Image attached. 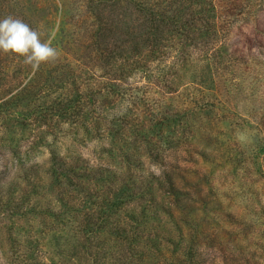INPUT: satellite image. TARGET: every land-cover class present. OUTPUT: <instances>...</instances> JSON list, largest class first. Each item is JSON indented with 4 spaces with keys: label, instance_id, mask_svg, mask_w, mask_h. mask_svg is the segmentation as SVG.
<instances>
[{
    "label": "rangeland",
    "instance_id": "rangeland-1",
    "mask_svg": "<svg viewBox=\"0 0 264 264\" xmlns=\"http://www.w3.org/2000/svg\"><path fill=\"white\" fill-rule=\"evenodd\" d=\"M178 1L202 11L194 28L215 32L148 49L149 16L137 6L164 0H0V18L23 20L42 40L56 29L58 51L35 80L0 54V264H264V0ZM96 14L138 58L132 72L117 60L123 78L99 65L79 78ZM63 98L83 103L87 121L35 117ZM85 163L100 203L111 199L105 185L129 197L102 220L99 204L82 208L93 226L63 212L75 199L65 177L76 181Z\"/></svg>",
    "mask_w": 264,
    "mask_h": 264
},
{
    "label": "trees",
    "instance_id": "trees-1",
    "mask_svg": "<svg viewBox=\"0 0 264 264\" xmlns=\"http://www.w3.org/2000/svg\"><path fill=\"white\" fill-rule=\"evenodd\" d=\"M119 2V0H117ZM180 1L178 0H164L165 6L160 7V5H157L156 7L154 6V10H151V8H144L145 4L148 5V3L144 2V5L137 6L139 12L144 11L147 13L149 18L147 19L149 22V27L147 29V32H143V34L140 36L141 41L143 42V45L145 47H148V49H155L161 47L162 42L166 40H172V37H177L178 35H186L187 39L191 40H197V36L201 35V33L205 32L208 35L212 32H215V27L214 26H209L208 28L205 27V31L202 32L200 28H194L193 23L198 22L201 20L199 15H202V11H195L192 7L195 5H192L189 3V5H182L178 4ZM209 9H208V14H213L215 13V6H213L212 2H209ZM198 4V3H197ZM199 5V4H198ZM151 6V5H150ZM176 6V7H175ZM164 7V8H163ZM183 10V12H180ZM96 18L98 19V24L96 29L92 32V35L89 37L90 40L94 43L95 45V50H92L91 52L87 53L84 55L86 60H88L87 63V68L83 69L80 68L81 73H79V78L84 80L83 76L86 75L87 71L90 70L88 69L89 66L91 68L96 67V65H99L101 68L105 69L106 74H114L116 72L119 73L118 76L122 77L125 75L124 73V66H121V64L118 61H122L126 64V66L129 69L128 71L132 72L133 70L136 69L134 65L137 63L138 58L136 56L134 57H129L123 48H125L127 45L126 40H123L120 44L118 43V26L115 23H106L103 22L102 19H100V16L96 14ZM193 25V27H192ZM191 29V32H190ZM179 31L181 33H179ZM191 33L193 37H189L187 33ZM185 33V34H184ZM133 34V33H132ZM88 38V39H89ZM164 47V46H162ZM136 49L134 48V51ZM93 53V56H91ZM91 63V65H90ZM124 64V65H125ZM85 66V63H83ZM116 67V70H115ZM127 71V72H128ZM35 80V74L33 75ZM73 80L71 84H74ZM26 85L24 88L29 90L32 86ZM88 86V85H85ZM92 86L95 87V84L92 80ZM24 89V90H25ZM23 90V91H24ZM87 90V89H86ZM29 91L28 93H30ZM90 96L86 97V99H91L94 95V92L92 89L89 90ZM36 94L32 95V98L36 99ZM79 98L82 102L83 97L79 95ZM94 99V98H93ZM79 100L71 99V98H63V101H58L55 103L53 106L49 105V107L43 108V106H40V108L36 107L34 108V114L35 117H41L44 116V114H47V117H52L55 115H61V116H66L68 115L71 118H76L77 120L79 119V123L87 121V113L85 110H83V103L79 104ZM4 106H6V103H3ZM86 107V106H85ZM83 110V111H82ZM43 112V114H42ZM164 119V118H163ZM162 119V121H163ZM165 120V119H164ZM128 125V124H127ZM136 126H138V130L143 129V124L138 123ZM86 165V163H85ZM84 168V167H83ZM74 170H78L77 174L75 173L74 176L76 178V181H73V179H70V177H65L68 180L67 185L72 188V191H75L74 197L75 199H70L69 197L66 199V202H68V205L66 203L63 205V212H66L67 216L69 214H75L76 217L80 216L83 213L84 220L83 222H87V224L93 226L92 221V215L89 214L87 211L82 210L83 209H89L91 206H96L99 204V212L95 213L96 219L97 220H102L106 219L109 217L107 215L106 211H114L116 212L118 210L119 204L117 203L119 200L121 201L125 195H123V190L118 189L116 190L115 188L112 190V187L109 188V185H105V189H107L106 194L111 196V199H102L100 203L99 194L100 191L98 192L96 189L98 188H93V187H87L85 185V182L83 180H87V182H101L100 180L98 181L96 178H94L95 175H91L93 171H95L94 168H90L89 166H85V170L81 171V168H74ZM82 173H81V172ZM81 173V174H80ZM109 177H107L106 180H108ZM79 181V182H77ZM107 184V182H106ZM132 184V182H131ZM109 188V189H108ZM105 189H102L103 192ZM128 189V186H127ZM129 190V189H128ZM131 199L134 197L137 198V196L131 192ZM79 194H82V197L77 200V197ZM108 197V196H107ZM129 198V197H126ZM60 201L62 202V198L60 197ZM99 203H96V202ZM76 202L78 204V208H71L70 205H74L73 203ZM102 204V206H101ZM62 206V205H61ZM103 210V211H102ZM62 213V212H61ZM22 216H24V213H22ZM53 219L57 218L59 219V216L56 217L52 216ZM94 226H97L94 224ZM99 227H97V230ZM116 231L122 234H126L127 230L123 229L121 227L115 228ZM127 238V237H126ZM187 263L186 261L182 262L179 261L178 264H185ZM188 264H191V262H188Z\"/></svg>",
    "mask_w": 264,
    "mask_h": 264
},
{
    "label": "clouds",
    "instance_id": "clouds-1",
    "mask_svg": "<svg viewBox=\"0 0 264 264\" xmlns=\"http://www.w3.org/2000/svg\"><path fill=\"white\" fill-rule=\"evenodd\" d=\"M56 29H52L47 39L19 18H0V54L12 55L29 66L34 75L42 64L56 59L57 49L53 46Z\"/></svg>",
    "mask_w": 264,
    "mask_h": 264
}]
</instances>
